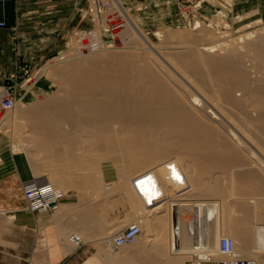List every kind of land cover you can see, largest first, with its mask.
<instances>
[{
	"label": "bare ground",
	"instance_id": "6f19581e",
	"mask_svg": "<svg viewBox=\"0 0 264 264\" xmlns=\"http://www.w3.org/2000/svg\"><path fill=\"white\" fill-rule=\"evenodd\" d=\"M106 5L116 46L93 43L48 61L42 74L53 92L5 110L22 121L10 134L11 153L24 157L22 180L43 175L60 188L50 182L59 194L50 211L66 219L71 245L61 243L48 264L89 241L100 251L82 264H182L193 253L264 264L263 19L234 17L225 3L230 23L196 21L150 42L131 20L113 19L117 0ZM66 188L76 193L72 206L59 204ZM103 200L119 202L124 217L106 233L91 211ZM130 225L140 237L113 245ZM220 239L233 244L227 258L217 253Z\"/></svg>",
	"mask_w": 264,
	"mask_h": 264
},
{
	"label": "rangeland",
	"instance_id": "374dc122",
	"mask_svg": "<svg viewBox=\"0 0 264 264\" xmlns=\"http://www.w3.org/2000/svg\"><path fill=\"white\" fill-rule=\"evenodd\" d=\"M223 1L225 2L223 3ZM57 2H59L60 5L66 4V2L73 3L76 5L75 7H77V10L69 13L68 22L67 20L63 21L67 12L58 13V17L60 16L59 26L57 29L51 28L52 35L48 37L52 39V41L46 42V40H44L42 43L37 41V43L32 46L30 44L28 45L27 51H30V47H33L37 52H43L44 54L41 58L22 61L27 65V68L18 69L13 75L10 74L0 78V95L3 97L1 100L9 97L6 92L1 89V87H6L10 92H14L15 100L13 99L14 102L12 103H17L19 108L21 106L22 108L29 107L30 104H33L36 100V94H48L54 90L55 86L42 74L48 61L60 55L73 54L78 48L86 47L93 43H99L98 45L100 46H116L114 44L115 37L111 25L103 21L104 17L110 14L109 7L106 3L111 2V0H57ZM225 3L228 5L231 4L233 7L232 13L234 17L256 11V16L261 17L264 21V0H117L118 6L114 8L116 12L113 10L112 14H115L113 17L115 21L119 17L125 20H131L130 22H132L150 42H156L158 40V32H163L166 29L189 31L194 27L196 21L204 25H210L211 22L214 21V18H217L218 20L230 23L232 13L224 10ZM209 21L211 22L209 23ZM43 22H46V20H43ZM128 28L132 31L134 30L130 26H128ZM53 31H55V33ZM45 34L46 33H44V35ZM6 113L7 111L0 110V119L3 121V125L0 127V171L1 169L17 168L19 174H21V166H16L15 164L20 162L21 165V163L24 162V157L22 152L11 153L12 140L10 139V134L15 126L20 125L22 121L19 120L20 124H18V120H16V122L15 120H10V118L8 120L9 116L7 117ZM11 122H15V126ZM6 134L9 135L7 136ZM100 171L104 174L108 173L109 169L101 164ZM19 176L21 177V175ZM40 177L45 178L43 175ZM21 182L22 178L19 180L17 186L20 187ZM50 182L60 191L59 186H57L53 180ZM9 185L10 183L7 186L8 188H6L8 199H10L8 202L9 208H5V206L3 207V205L0 204V211L4 213L3 216L0 215V264H48L52 262L53 258L61 252V247H59L61 243L67 246L71 245V243L67 241L68 237L66 240V235L63 230V221L66 219L61 220L56 218L52 213L53 211H49L37 214V218H35V221H39L37 224L34 223L33 217L28 216L30 220H27V222H33L34 225H36L35 229L38 230V233L40 232L35 243L37 247H35L33 230H28V232H22V234H20L18 226L14 225V221L11 220L16 215L5 216L6 210L9 213L19 210L28 211L25 200L21 195V188L18 189L17 186L12 187V185ZM10 189L12 191H9ZM70 189L68 188L67 190L66 188V192H64L65 190L62 192L63 196H61L59 202L61 206H72V204L76 203V193L74 190ZM14 193H19L22 196V200H19L20 202H14L16 201L14 200L15 196H12ZM103 201H101V204L99 202L97 205L93 206L94 209L92 207L91 211L95 214L94 216L96 219H100L97 221L101 233L102 231L106 233L110 228H113V230L116 229V227L119 226L118 223L123 222L124 217L123 214L115 212V210L117 211L120 208L119 202L104 201L103 203ZM14 204H16L15 206L18 208L13 207ZM112 206H114V208H112ZM97 212L99 215H97ZM182 212H179V214L185 217H190L194 214V212L192 214L188 209H183ZM115 214L117 217H115ZM170 216L171 215H169V219ZM172 216L174 221V215ZM45 233H47V238L43 239L47 240L44 242L41 239L42 234ZM138 237H140V234L137 238ZM2 239L5 240V242ZM42 242H44V244H42ZM46 242L49 243L47 244ZM47 246L49 247L47 248ZM100 247L102 248V246ZM103 248L105 247L103 246ZM42 250L48 251L45 257ZM99 251V245L95 244L93 241L78 244L75 247V254L70 263L58 264H82L88 258L98 257L97 253ZM188 260L189 259L186 260L184 258L182 264L188 263ZM211 263L215 264V261Z\"/></svg>",
	"mask_w": 264,
	"mask_h": 264
},
{
	"label": "crops",
	"instance_id": "0c3cea01",
	"mask_svg": "<svg viewBox=\"0 0 264 264\" xmlns=\"http://www.w3.org/2000/svg\"><path fill=\"white\" fill-rule=\"evenodd\" d=\"M73 3L60 5L57 0H5L0 1V78L15 74L16 70L27 68L24 64L25 60L37 59L43 56V52H37L33 47L27 51V47L36 44L37 41L42 43L52 41L48 38L52 35V29H57L59 26V12H67L63 21H69V13L77 10ZM46 20V22H43ZM45 24V26H44ZM47 28V29H46ZM46 31H45V30ZM57 31V30H56ZM55 33V31H53ZM44 33H46L44 35ZM18 166V164H15ZM21 177L18 169H5L0 171V204L8 207V196L6 192L7 185L10 183L16 187ZM30 179V178H28ZM24 180V179H23ZM22 180V181H23ZM27 180V179H26ZM25 181V180H24ZM9 208V207H8ZM35 214V216H34ZM16 215L13 224L18 226L20 234L33 230L34 245L39 235L35 229L34 223L37 218L36 213H29L25 210L9 213L7 210L5 216ZM28 216L33 217V222ZM28 218V219H26ZM38 229V228H37ZM27 230V231H26ZM3 240V239H2ZM5 242V240H3ZM43 255L47 254V250H42ZM74 253L63 256L60 259H55V263H70Z\"/></svg>",
	"mask_w": 264,
	"mask_h": 264
},
{
	"label": "built area",
	"instance_id": "2783aa9c",
	"mask_svg": "<svg viewBox=\"0 0 264 264\" xmlns=\"http://www.w3.org/2000/svg\"><path fill=\"white\" fill-rule=\"evenodd\" d=\"M1 89L4 90L9 97L0 100V110H8L12 106L13 99L15 100L14 92H10L6 87H1ZM20 188L27 210L30 213H37L41 210L50 211L51 208L57 205L59 200V194L55 191L51 183L42 177H32L22 181ZM138 233V228L134 225H130L117 232V234L112 237L111 243L115 246L131 244L135 240ZM194 247L197 246L195 245ZM233 248V244L229 239H220L217 247V253L223 258H227L234 251ZM201 251H204V249ZM199 254L201 253H197V255L196 253H193L190 255L191 257L188 260V264H209L214 261H217L215 264H255L253 261L243 259H237L233 262L224 263L223 260H212L211 257H204L205 255L202 256Z\"/></svg>",
	"mask_w": 264,
	"mask_h": 264
}]
</instances>
